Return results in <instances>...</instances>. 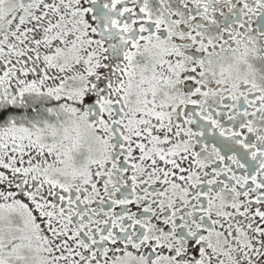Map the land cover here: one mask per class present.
<instances>
[{"label": "snow or ice", "instance_id": "obj_1", "mask_svg": "<svg viewBox=\"0 0 264 264\" xmlns=\"http://www.w3.org/2000/svg\"><path fill=\"white\" fill-rule=\"evenodd\" d=\"M0 264H264V0H0Z\"/></svg>", "mask_w": 264, "mask_h": 264}]
</instances>
